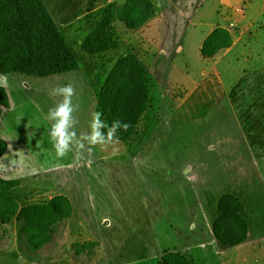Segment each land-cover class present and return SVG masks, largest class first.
Masks as SVG:
<instances>
[{"label": "rangeland", "instance_id": "rangeland-1", "mask_svg": "<svg viewBox=\"0 0 264 264\" xmlns=\"http://www.w3.org/2000/svg\"><path fill=\"white\" fill-rule=\"evenodd\" d=\"M43 1L76 66L87 70L12 73L29 83L21 90L0 75L11 102L0 123L22 156L10 173L41 188L22 201L41 203L60 193L72 213L37 250L20 219L0 221V264H163L168 251L190 264H264V0H152L154 13L142 32L115 21L109 32L118 46L96 54L82 40L106 4L124 0ZM215 27L228 30L232 43L203 57V39ZM132 51L149 77L150 98L131 138L85 141L58 158L46 117L61 97L50 90L74 85L79 137L90 131L96 111L91 80L98 86L114 61ZM227 192L239 197L248 224L247 238L236 245L212 232Z\"/></svg>", "mask_w": 264, "mask_h": 264}, {"label": "trees", "instance_id": "trees-1", "mask_svg": "<svg viewBox=\"0 0 264 264\" xmlns=\"http://www.w3.org/2000/svg\"><path fill=\"white\" fill-rule=\"evenodd\" d=\"M153 13L152 0L110 2L103 7L100 19L81 46L90 54L116 48L118 43L109 32L111 23L121 21L127 28L136 29ZM231 43L229 31L215 27L203 39L201 55L212 57ZM76 68L74 57L43 0H0V73L21 72L44 77ZM91 87L95 110L102 113L101 119L107 125L114 120L127 122L128 130H118L116 135L118 140H129L150 98L149 77L137 54L132 51L119 56L103 81L96 86L91 80ZM7 105V92L0 84V114ZM6 148V141L0 138V155ZM17 184L18 180L0 177V221L8 223L14 217L20 219L30 248L37 250L49 241L54 225L71 215V203L64 194H55L45 203L20 205L10 195V189ZM218 209L212 221L214 236L225 245L243 242L248 235V224L241 213L239 197L231 192L222 194ZM160 260L163 264H190L189 258L174 251L164 252Z\"/></svg>", "mask_w": 264, "mask_h": 264}, {"label": "clouds", "instance_id": "clouds-1", "mask_svg": "<svg viewBox=\"0 0 264 264\" xmlns=\"http://www.w3.org/2000/svg\"><path fill=\"white\" fill-rule=\"evenodd\" d=\"M3 79V78H0ZM49 95L59 96L61 99L49 108L46 119L51 122L49 138L58 158L65 157L73 148L84 147L86 141L89 145H106L118 140V130L127 131L130 125L121 120H114L107 125L101 119L102 113L93 111L89 121L90 131L77 136L75 126L78 120L73 115L79 105L73 103L76 89L72 83L57 85L50 90ZM106 129V131H104Z\"/></svg>", "mask_w": 264, "mask_h": 264}, {"label": "crops", "instance_id": "crops-1", "mask_svg": "<svg viewBox=\"0 0 264 264\" xmlns=\"http://www.w3.org/2000/svg\"><path fill=\"white\" fill-rule=\"evenodd\" d=\"M145 24H143L142 26H140V27H138L136 29H129V28H127L125 26V24H124V27H126L129 31H133V30H137V29L142 28V30H140V32H142L145 29V26H144ZM212 30H213V28L210 31H212ZM72 32H74V30H72ZM78 69H81L80 71H83V72H85L87 70L86 69V65H83V64H81V65L78 64L77 65V68L75 70H78ZM75 70H73V71H75ZM69 72H72V71H69ZM69 72L61 73V74H67ZM12 73H16V72H11V73H6V74L0 73V75L4 76L5 78H6V75H8L7 77H12V81L17 84L16 85L17 87L16 86L14 87L16 89L21 90L22 89L21 88V84H24L25 87H28L29 86V83H26V78H24V76H22V78L17 79L16 76H14ZM18 73H21V72H18ZM21 74L22 75H27V74H23V73H21ZM52 75H55V74H52ZM86 77H87L88 85H90V77H89V75H86ZM8 79H11V78H8ZM0 84L5 88V90L7 92L8 105L5 106V107L8 108L11 105V102H10V99H9L8 90H7V88L5 87V85L3 83H0ZM85 92H83V94ZM5 107H2L1 114L3 113V109ZM1 114H0V116H1ZM0 138L4 139L6 141V144H7V148H6L5 152L0 155V168H1V171H2V174H0V177L7 178V179H15V180H18V184L15 185V186H13L12 188L20 189V188L23 187V189H32L33 190L32 193L25 191L23 194H18V193L17 194H14V193H12L10 191V195L13 198H15L19 202L20 205L29 204L28 202L24 203V201H22V200H31L33 198H36L38 196L37 191H39L41 188H34L33 186H24L25 181H23L22 179L16 178L15 176L12 175V173H10L9 168L11 166H13L16 163V161H18L22 156L20 154V150L17 147H15V146H13L11 144L9 138L7 137V135L5 133L4 125L2 123H0ZM57 194H60V193H57ZM53 195H55V194H53ZM53 195H50L48 197V199L51 198ZM47 200L39 201V202L45 203ZM248 233H249V230H248Z\"/></svg>", "mask_w": 264, "mask_h": 264}, {"label": "built area", "instance_id": "built-area-1", "mask_svg": "<svg viewBox=\"0 0 264 264\" xmlns=\"http://www.w3.org/2000/svg\"><path fill=\"white\" fill-rule=\"evenodd\" d=\"M235 26V23L234 22H229L228 23V27H234Z\"/></svg>", "mask_w": 264, "mask_h": 264}]
</instances>
